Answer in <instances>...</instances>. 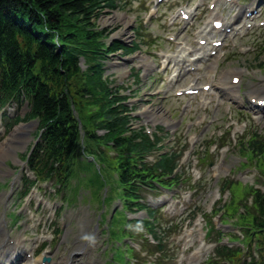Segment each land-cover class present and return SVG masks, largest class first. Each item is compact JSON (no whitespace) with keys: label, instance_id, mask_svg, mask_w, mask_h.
<instances>
[{"label":"trees","instance_id":"16d2710c","mask_svg":"<svg viewBox=\"0 0 264 264\" xmlns=\"http://www.w3.org/2000/svg\"><path fill=\"white\" fill-rule=\"evenodd\" d=\"M116 6V0H0V100L23 92L30 99L28 117L38 118L42 128V139L29 159L37 177L64 187L92 171L93 163L82 160L84 147L116 170L120 190L131 204L135 190L156 178L151 169L139 166L155 144L149 134L131 128L127 97L101 69L108 52L134 49L107 42L108 30L96 22L107 7ZM81 56L86 69L80 66ZM250 146L264 157V140ZM162 161L171 168V156ZM84 179L102 185L97 171ZM255 203L259 215L253 213L252 229L258 227L264 250V193L258 191ZM260 255L262 261L251 264H264V252Z\"/></svg>","mask_w":264,"mask_h":264},{"label":"rangeland","instance_id":"374dc122","mask_svg":"<svg viewBox=\"0 0 264 264\" xmlns=\"http://www.w3.org/2000/svg\"><path fill=\"white\" fill-rule=\"evenodd\" d=\"M118 2L124 5L125 8H116L113 10L106 9L97 19V24L100 28L104 27L110 30L109 38H119L127 42V44H131L133 41L137 40L141 42V47L139 51L132 54H125L124 57H115L113 55V64H111L106 72L107 74L113 75L115 84L124 86L127 94L133 93L130 99L131 104L136 105V113H141L142 116V120L136 121V124L147 122L153 130H156L158 125H162L164 128L166 126H171V128L178 131L176 137L171 139L176 141V143H174L175 147H180V142L186 143L187 135L189 137L194 134L199 138L197 141L199 144L195 145L197 154L190 150L188 153L189 155L187 154L186 159L181 162V164H183L182 168L185 166L189 167L186 172H189L191 169H196L199 174L201 173V178L195 181V188H198V190H192L197 200V204L193 206V208L197 206L198 209H201V212L205 214H209V211H212L215 207L221 208L224 201L230 198L228 190L222 192L220 189L223 186V180H225V177L236 180L238 179L237 176L239 172L243 173L241 181L244 183H253L255 186L264 189V174H262V170L253 164L246 168L243 167L241 162L244 159L239 152V142L237 143L236 140L229 141L228 137L223 135V132L226 131L229 126H233V128L236 126V124H230L226 108L224 106L218 107L213 105L205 112L199 109L198 105L195 104L191 112H185L182 105L187 98H174L172 92L175 87L172 88L171 91H167L168 87L165 74L160 72L157 75L158 69L156 65V68L150 71H145L142 67V65L148 61L152 63L154 59L157 60L156 51L165 47L163 44H166L163 40H159V38H157L158 36L155 37L157 32L155 25L158 22L153 25L143 21L147 14L145 10V1L118 0ZM162 27L165 32L166 29L164 25ZM238 43L254 47L245 54H237L234 52L236 47L232 49L230 45L227 46L229 50L227 55L219 59L221 68L223 71L244 68V79L247 81L246 84L258 89L264 85V69H261L260 65H258L264 60V32L262 30L258 31L257 29H253L245 38H241ZM136 74H139V79ZM165 95L167 96L164 97ZM17 104L15 106V114L18 111H22V108L19 110L17 109ZM233 114L234 117L237 118V121L245 119L241 112H234ZM207 120H210V122ZM167 122H169V124ZM188 125L189 129L186 128ZM262 127H264V120L260 124L248 121L246 126L247 131L245 130L246 132L244 131V134H239V140L249 138L256 128L261 129ZM14 128L15 126H12L11 130L1 137L0 146L7 147L8 142L11 141V133L15 130ZM34 129L35 128L32 127V130L29 131V134L24 136L23 139L14 140L10 149L4 151L5 154L0 153V180H5L8 177V174L5 173L6 170H12L11 167H20L21 162L17 158V154H21V152L26 149V145L34 138ZM183 134H185V136H183ZM227 141H229L227 145L228 151L225 153L223 159L225 167L220 172L219 178L213 180L210 177H212L215 171L207 166L206 162L201 163L199 158L209 154L208 161L212 160L213 164L215 162L220 163V161L217 160L218 149L216 153V150L214 152L210 151L209 147L211 145L221 146V143ZM207 143H210L208 147ZM193 158L196 160L192 162L191 160ZM7 161H9L10 165H13L8 166L6 164ZM226 166L232 167L230 176H226L228 172ZM87 190L82 191L78 201L71 206L67 205L60 196L56 197L52 194L51 199L40 196L41 200H37L35 205H31L27 202H23L21 199L15 200L13 198L14 188H8V186L2 187L0 184V220L2 223L7 224V235L13 238L23 236L24 240H26L27 244L30 246H33L34 241L41 243L46 240L49 242L52 238L50 244L47 245L45 242V248L35 253L36 259L42 258L44 254H48L50 257L52 256V261H57L58 264H60V258L62 256H68L72 252H78L74 256L75 258L78 257V262L75 264H105L107 259L104 251L106 249L107 240L105 236H107V233L106 231L102 235L99 233L102 227L105 229V225L102 223H106L107 220L101 217V213L105 208L113 211L116 206L111 204V206H103L102 208L99 202L93 199L91 193ZM161 196L162 194H157L156 196L148 194V197L153 200H159ZM243 201L251 202V195H245ZM65 206L68 208H64ZM193 208L185 209L181 218L188 220V216ZM15 211L23 212V217H19L16 222H14L15 218H13V214L10 213ZM109 215L110 212H108V216ZM223 219L226 220L225 218ZM178 222V225L182 224L181 221ZM227 222L228 228H226L225 238L228 240L227 233L229 232L239 235L242 238L243 232L235 227L232 221ZM158 223L159 225L168 224L164 217H160ZM124 224V219L118 216V214L115 215L111 223L113 227H120ZM57 226L59 228L62 226L60 232L54 231ZM98 227L100 230H98ZM134 231L136 236L133 237V240L137 247V249L134 248L136 264H151L150 262H155L156 264H188L186 260H182L180 263L178 262L177 256L180 255L181 251L178 248L179 243L173 239V236L168 239L165 256L161 257L160 253L150 255L146 251L148 247H143L145 242L143 243V238H141L139 232H143L144 237L148 236L144 228L137 227ZM42 235L46 237L40 238ZM114 237L115 238L111 239L112 242L108 247V264H134V257L132 256V251L129 249L128 241L126 239L119 241L116 238L120 237ZM216 237L217 235L214 234L212 238L208 237L207 240L205 239L203 253L197 264H207V258L213 255L215 250V243L210 240ZM1 239L2 234L0 233V241ZM152 241L155 244L153 239ZM113 242H116V244H113ZM237 244H240L239 241L229 243V245L232 246ZM197 245L198 242L195 240L192 247L188 249L185 255L187 256L190 250L194 251ZM80 246L82 249H85L84 253L83 251L77 250ZM158 257H160V261L156 262Z\"/></svg>","mask_w":264,"mask_h":264},{"label":"bare ground","instance_id":"6f19581e","mask_svg":"<svg viewBox=\"0 0 264 264\" xmlns=\"http://www.w3.org/2000/svg\"><path fill=\"white\" fill-rule=\"evenodd\" d=\"M25 128H26V125H23V124L19 125V126L17 127V129L20 130L19 135L16 134V133H15V134L13 133L12 135H13L15 138H21V139H22V137H23V133H22V132L25 131ZM6 150H8V147L0 146V153H1V154H3L4 151H6ZM4 154H5V153H4ZM81 249H82L81 246L77 248V250H81ZM0 252L2 253V249L0 250ZM16 254H18V253H12L10 257H4V259H6V261H8L9 263H11V261H15L14 259L17 257ZM63 261H66V264H72V261L70 262V261H67V260H65V259H63ZM31 262H35V261L33 260V261H31ZM31 262H30V263H31ZM30 263L27 262V264H30Z\"/></svg>","mask_w":264,"mask_h":264}]
</instances>
